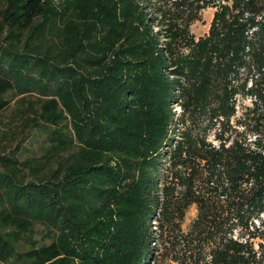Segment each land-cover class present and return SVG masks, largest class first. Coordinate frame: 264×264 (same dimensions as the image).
Here are the masks:
<instances>
[{"label": "trees", "instance_id": "1", "mask_svg": "<svg viewBox=\"0 0 264 264\" xmlns=\"http://www.w3.org/2000/svg\"><path fill=\"white\" fill-rule=\"evenodd\" d=\"M14 97L0 264H264V0H0Z\"/></svg>", "mask_w": 264, "mask_h": 264}, {"label": "rangeland", "instance_id": "2", "mask_svg": "<svg viewBox=\"0 0 264 264\" xmlns=\"http://www.w3.org/2000/svg\"><path fill=\"white\" fill-rule=\"evenodd\" d=\"M214 11V7H207L200 12L199 18L192 22L190 25V31L196 38L207 33ZM26 97L28 101L36 100L33 95H27ZM16 99L17 97H14L8 108L0 112V151H4L7 154L12 153L18 155L21 159L39 155L40 152L38 146L41 143L43 136L39 135L35 128L23 129L24 114L21 113V105L16 102ZM247 105H250L249 98L237 99V111L235 116L232 117L231 123L232 126L236 127L239 131L243 130V127L239 125L237 119L240 117L242 109ZM174 109L176 112H179V107L175 104ZM251 122L253 124L252 120ZM245 128V132L248 133L249 129L247 127ZM259 128L264 132V125L259 124ZM250 136L253 138V135ZM209 139H212V132L209 134ZM195 215V205H191L188 208L182 223V228L184 230L188 228Z\"/></svg>", "mask_w": 264, "mask_h": 264}]
</instances>
